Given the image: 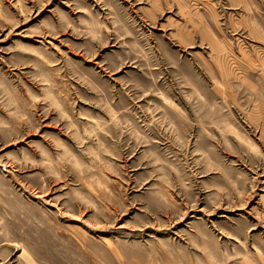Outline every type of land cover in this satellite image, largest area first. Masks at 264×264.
Returning <instances> with one entry per match:
<instances>
[{
    "label": "rangeland",
    "instance_id": "374dc122",
    "mask_svg": "<svg viewBox=\"0 0 264 264\" xmlns=\"http://www.w3.org/2000/svg\"><path fill=\"white\" fill-rule=\"evenodd\" d=\"M0 264H264V0H0Z\"/></svg>",
    "mask_w": 264,
    "mask_h": 264
}]
</instances>
